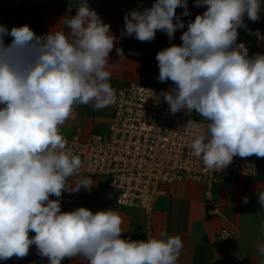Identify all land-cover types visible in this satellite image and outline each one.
<instances>
[{
	"label": "clouds",
	"instance_id": "clouds-1",
	"mask_svg": "<svg viewBox=\"0 0 264 264\" xmlns=\"http://www.w3.org/2000/svg\"><path fill=\"white\" fill-rule=\"evenodd\" d=\"M194 6L206 10L188 21L180 45L171 43L185 27L176 9L190 16L188 0H154L129 11L122 35L150 42L157 31L167 34L170 46L156 54L158 80L173 87L154 98L159 104L162 97L171 114L195 111L208 121L191 143L208 169L223 170L235 156L264 158V54L249 56L237 43V30H247L244 17L260 19V0H194ZM64 23L69 31L44 35L27 24L10 31L0 24V260L24 258L35 245L48 264L78 256L88 264H176L179 235L133 240L122 237V219L111 208L61 211L63 192L90 191L94 181L69 182L82 161L65 150L59 128L75 105L99 110L116 101L106 70L116 40L110 25L86 0ZM117 54L124 59L122 49ZM257 198L264 208V191ZM258 251L264 256V245Z\"/></svg>",
	"mask_w": 264,
	"mask_h": 264
},
{
	"label": "crops",
	"instance_id": "crops-1",
	"mask_svg": "<svg viewBox=\"0 0 264 264\" xmlns=\"http://www.w3.org/2000/svg\"><path fill=\"white\" fill-rule=\"evenodd\" d=\"M102 21L110 25V32L116 37L114 48L110 52L106 70L111 73L110 84L115 91L130 82L142 83L152 87L170 90L171 81L159 82V68L146 62L147 54H157L170 46L166 33L157 31L155 39L141 42L134 36L124 33V16L131 10L142 11L151 7L154 0H86ZM84 0H14L8 7L14 13L13 26L27 24L37 35L49 31L69 29L64 20L74 16ZM260 19L253 22L244 17L247 30L239 28L237 43L248 48L249 56L264 54V45L254 43L255 34L264 31V0H260ZM190 16H181L184 9H176L177 16L184 21L185 27L174 34L172 44L180 45V39L187 30L189 20L202 14L206 8L195 7L194 0H188ZM175 22V20H174ZM11 38H9L10 41ZM122 49L124 59L117 54ZM112 113V105L95 110L92 104L75 105L72 116L60 126L64 138L76 135L83 139L94 132L104 133ZM195 118H203L197 112ZM258 166V171L248 178H221L210 188L209 201L205 198L202 183L196 181H177L162 185V194L155 199L149 216L138 207L118 205L114 190L102 175H76L69 178L75 184L81 178H91L94 184L91 190L81 187L78 193L63 192L60 199L61 211H72L85 207L94 213L111 210L120 214L122 219V237L144 240L149 237L159 238L162 232L179 235L183 248L176 264H264V256L258 251L264 245V208L258 202V191H264V158L249 157ZM248 196L249 202L243 203ZM50 199H57L50 196ZM222 227H229L237 232L227 246L221 247L216 240V232ZM30 232L29 236H34ZM0 264H48L47 257L37 254L35 245H31L29 254L17 259L0 260ZM61 264H88L83 257L65 258Z\"/></svg>",
	"mask_w": 264,
	"mask_h": 264
},
{
	"label": "built area",
	"instance_id": "built-area-1",
	"mask_svg": "<svg viewBox=\"0 0 264 264\" xmlns=\"http://www.w3.org/2000/svg\"><path fill=\"white\" fill-rule=\"evenodd\" d=\"M254 43L264 45V31L255 34ZM145 58L149 65L158 68L155 54ZM162 91L168 89L135 82L119 87L106 132L90 133L83 139L76 135L65 138V150L79 155L82 161L73 176L106 177L118 205L138 207L147 216L163 192L162 185L185 180L200 182L211 205L210 188L219 179L248 178L258 171L249 157L239 156L233 157L223 170L208 169L191 149L193 140L206 132L208 121L193 117L194 111L171 114L162 97L159 104L154 98ZM236 236V230L229 227L216 232L221 247Z\"/></svg>",
	"mask_w": 264,
	"mask_h": 264
},
{
	"label": "rangeland",
	"instance_id": "rangeland-1",
	"mask_svg": "<svg viewBox=\"0 0 264 264\" xmlns=\"http://www.w3.org/2000/svg\"><path fill=\"white\" fill-rule=\"evenodd\" d=\"M14 2V0H0V24L5 25L9 31L13 27V23L15 22L16 13H14L8 7V3Z\"/></svg>",
	"mask_w": 264,
	"mask_h": 264
},
{
	"label": "trees",
	"instance_id": "trees-1",
	"mask_svg": "<svg viewBox=\"0 0 264 264\" xmlns=\"http://www.w3.org/2000/svg\"><path fill=\"white\" fill-rule=\"evenodd\" d=\"M9 38H10V37H7V38H6V41H9Z\"/></svg>",
	"mask_w": 264,
	"mask_h": 264
}]
</instances>
